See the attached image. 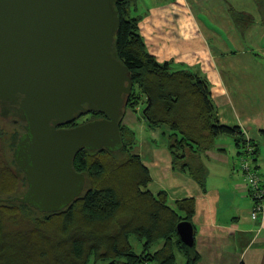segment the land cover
<instances>
[{"label": "trees", "instance_id": "1", "mask_svg": "<svg viewBox=\"0 0 264 264\" xmlns=\"http://www.w3.org/2000/svg\"><path fill=\"white\" fill-rule=\"evenodd\" d=\"M136 3H116L120 25L115 49L133 82L120 122L121 148L83 149L77 154L73 167L85 176L84 190L57 213L42 214L17 202L0 203V264H176V254L183 256V264H197L194 246L186 247L176 233L180 222L191 223L194 199L176 201L172 208L166 192H150V173L134 152L135 134L123 119L128 110L139 109L147 127L161 131L173 169L188 174L202 189L206 168L201 154L213 150L221 136L234 138L239 153L246 142L238 127L220 123L207 80L172 62H159L148 52L140 34L141 19L131 14ZM102 118L90 114L68 128ZM19 172L0 160V178L8 176L13 183L6 199L25 193L17 190L18 184L26 185ZM9 223L17 229L8 232ZM131 238L138 242L137 249Z\"/></svg>", "mask_w": 264, "mask_h": 264}, {"label": "water", "instance_id": "2", "mask_svg": "<svg viewBox=\"0 0 264 264\" xmlns=\"http://www.w3.org/2000/svg\"><path fill=\"white\" fill-rule=\"evenodd\" d=\"M118 1L0 0V111L24 123L13 157L27 183L7 202L57 213L84 190L77 154L121 148L133 82L115 49ZM88 114L103 118L68 128ZM176 233L194 246L191 223Z\"/></svg>", "mask_w": 264, "mask_h": 264}, {"label": "crops", "instance_id": "3", "mask_svg": "<svg viewBox=\"0 0 264 264\" xmlns=\"http://www.w3.org/2000/svg\"><path fill=\"white\" fill-rule=\"evenodd\" d=\"M136 2L131 14L141 19L148 52L207 80L220 123L238 127L254 146V166L264 178V0ZM135 122L123 119L136 140ZM144 148L137 154L150 173V192H166L172 208L194 199L197 264H264V212L251 216L254 203L238 170L234 138L218 137L214 149L201 154L204 189L173 169L166 142Z\"/></svg>", "mask_w": 264, "mask_h": 264}, {"label": "rangeland", "instance_id": "4", "mask_svg": "<svg viewBox=\"0 0 264 264\" xmlns=\"http://www.w3.org/2000/svg\"><path fill=\"white\" fill-rule=\"evenodd\" d=\"M144 8L146 4H143ZM142 106H140L141 108ZM129 114L125 115V120L129 119L130 122H135L136 124L133 125V129L136 132V150L134 151L135 153L139 152L140 155H142L143 152V148L145 151H147V148L149 146H151L154 142H157L158 145H162L164 144L165 140H163L160 136V132L157 133V135H155L153 133L152 130H150L145 121L143 120V118L141 117V111L139 109L136 110V112L131 113L129 112V110L127 111ZM126 112V113H127ZM134 116V118L132 117V115ZM82 116L80 117L77 121L78 123L81 121H85V119H83ZM89 118V117H87ZM15 119V118H14ZM14 119L12 118H7L4 120L0 119V159L6 160L8 162V164H12L14 165V167L17 169V165L14 161L13 158V154L18 142V138L24 133V128L22 126V124L20 123V121L14 125ZM76 121V122H77ZM163 140V141H162ZM14 161V163H13ZM20 173V172H19ZM21 177L24 176L23 173H20ZM12 180H7L6 182H2L0 181V194L2 195H6L11 191V187H12ZM10 185V188H6V186ZM26 190V185L22 182V189L20 190V192H23ZM27 214V213H26ZM33 216H38V214L35 213H31ZM29 217V216H28ZM30 219H32L31 217H29ZM23 222V220H22ZM24 226H28L29 223H24ZM17 229V225H14L12 223H9V229L7 230L8 232H12L13 230ZM8 241H13L11 239H8ZM131 242L134 245L135 249H137V245L138 242L134 239L131 238ZM184 263V258L179 255L176 254V264H183Z\"/></svg>", "mask_w": 264, "mask_h": 264}, {"label": "built area", "instance_id": "5", "mask_svg": "<svg viewBox=\"0 0 264 264\" xmlns=\"http://www.w3.org/2000/svg\"><path fill=\"white\" fill-rule=\"evenodd\" d=\"M254 146L246 142L240 149L238 170L246 182L250 198L254 203L252 217L256 218L264 212V178L260 177L254 166Z\"/></svg>", "mask_w": 264, "mask_h": 264}, {"label": "flooded vegetation", "instance_id": "6", "mask_svg": "<svg viewBox=\"0 0 264 264\" xmlns=\"http://www.w3.org/2000/svg\"><path fill=\"white\" fill-rule=\"evenodd\" d=\"M89 115L90 114H88V115H85V117H83V119H85L86 117H89ZM7 118H15V117H12V116H10V115H8L7 117H3V113L0 111V119L1 120H4V119H7ZM86 120V119H85ZM14 125H16L19 121L15 118L14 119ZM22 126L24 127V123H22ZM61 128H63V127H61ZM65 128H67V127H65ZM1 160V162L3 161V159H0ZM16 163V162H15ZM17 165V164H16ZM19 168V167H18ZM10 172L12 173V174H15V172L13 171V170H11L10 169ZM23 173V172H22ZM25 178V177H24ZM7 180H11V178L10 177H8V176H3V177H1L0 178V181H2V182H6ZM13 185V184H12ZM9 186V188H10V185H8ZM18 189H22V183L21 184H18L17 185V190ZM27 191V183H26V190H25V192ZM14 198H17V197H14ZM10 199H13V198H9V199H6L5 198V195H2V194H0V203H3V204H10V203H13V202H7L6 200H10ZM17 203H19V202H17ZM21 204V203H20Z\"/></svg>", "mask_w": 264, "mask_h": 264}, {"label": "bare ground", "instance_id": "7", "mask_svg": "<svg viewBox=\"0 0 264 264\" xmlns=\"http://www.w3.org/2000/svg\"><path fill=\"white\" fill-rule=\"evenodd\" d=\"M3 159H4V157H3Z\"/></svg>", "mask_w": 264, "mask_h": 264}]
</instances>
